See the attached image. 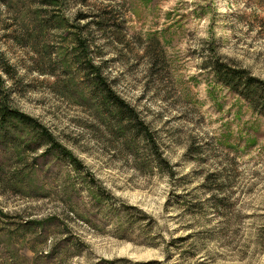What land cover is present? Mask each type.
Wrapping results in <instances>:
<instances>
[{"label":"rangeland","instance_id":"1","mask_svg":"<svg viewBox=\"0 0 264 264\" xmlns=\"http://www.w3.org/2000/svg\"><path fill=\"white\" fill-rule=\"evenodd\" d=\"M218 65L264 81V0H0L35 121L0 120V264H264V116Z\"/></svg>","mask_w":264,"mask_h":264},{"label":"trees","instance_id":"2","mask_svg":"<svg viewBox=\"0 0 264 264\" xmlns=\"http://www.w3.org/2000/svg\"><path fill=\"white\" fill-rule=\"evenodd\" d=\"M216 70L219 72H221V76L223 77V79L225 80L227 86L237 89L238 86H240L241 91L240 94L241 96L247 101L249 102L254 109H256L262 116H264V81L260 80L256 77H251L248 75H244V72H239V71H235V70H226L224 71V68H221V65H218L215 67ZM101 84H105L102 77H98ZM99 83V81H98ZM100 84V83H99ZM108 94H109V98H111L112 96L115 98L116 100V104L115 107L116 109L123 113L126 114L127 112L125 111V105L126 103L119 97H115V95H113L114 91H112L111 89H107ZM132 112L134 113V110L131 109ZM2 113L0 115V120L2 124L7 123L10 119L12 118H21L20 120L25 122V123H33L35 122L33 118L29 117L28 115H25L23 113H20L19 111H13L8 109L6 106L2 107ZM131 113V112H130ZM123 114V115H124ZM132 114V113H131ZM130 114V121L133 120L132 116ZM121 117V116H120ZM121 119H123V117H121ZM141 124V123H140ZM143 128V125H140ZM143 130V129H142ZM146 135H148V132H145ZM55 142V141H54ZM55 146H57V154H61L64 155L67 159L70 160V162L75 165L76 168H78L79 165V160H77L75 157H73V155H71L70 153H68V151H66V148H63L62 146L58 145V143L55 142ZM49 149L46 150V152Z\"/></svg>","mask_w":264,"mask_h":264}]
</instances>
